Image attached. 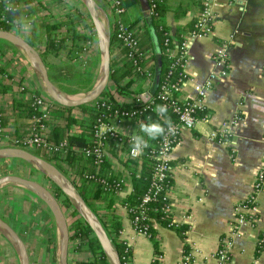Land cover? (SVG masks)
<instances>
[{
  "label": "crops",
  "instance_id": "1",
  "mask_svg": "<svg viewBox=\"0 0 264 264\" xmlns=\"http://www.w3.org/2000/svg\"><path fill=\"white\" fill-rule=\"evenodd\" d=\"M192 1L167 0L170 5L184 3L191 7L177 19L170 12L166 14L165 24L171 35L197 15L198 9ZM212 3L211 33L195 37L188 47L183 68L191 80L185 83L180 96L194 95L195 87L204 82L212 69L210 57L222 41L228 44V71L225 78L205 93L206 119L198 120L189 130H182L178 145L170 153L172 182L168 198L172 216L185 227V233L180 238L172 228L155 226L161 254L159 264H178L183 252L190 257L188 264H264V191L256 195L254 226L240 227V235L233 238L229 259L219 263L214 256L219 241L227 235L234 204L250 193L256 169L264 157V0H212ZM30 27L27 21L21 29ZM83 31L91 43L71 63L84 72L89 70L93 82L100 55L94 30ZM14 33L26 40L28 32ZM0 51L3 52L0 57H6L0 65L8 74L20 78V85L27 89L41 91L19 52L12 55L2 43ZM46 57L49 64L65 63V50L57 56L47 54ZM138 83H131V88ZM152 85L150 78L141 83L144 90ZM17 90L16 97L24 96ZM9 98L8 92H0L2 110ZM115 98L121 103L130 101L126 96L115 94ZM234 115L238 121L227 141L218 143L208 138L210 130ZM8 139L6 136L2 142L7 143ZM109 162L113 169L122 168L115 156L109 155ZM10 164L16 168V163ZM128 189L126 183L117 194L116 202ZM118 212L122 224L118 238L129 245L132 264H152L154 253L150 240L133 232L122 207H118ZM0 217L23 241L29 264H55L57 236L53 220L36 197L14 185L0 186ZM74 244V239L68 241V263L87 256L85 252L73 250ZM0 264H18L12 248L1 236Z\"/></svg>",
  "mask_w": 264,
  "mask_h": 264
},
{
  "label": "trees",
  "instance_id": "2",
  "mask_svg": "<svg viewBox=\"0 0 264 264\" xmlns=\"http://www.w3.org/2000/svg\"><path fill=\"white\" fill-rule=\"evenodd\" d=\"M119 3L123 11L117 14V20L126 27L137 26L134 32L136 47L140 52H148L149 56L141 58L133 54L128 58L124 55L117 62L110 61L107 86L92 102L71 108L55 104L56 107L51 112V131L46 138L50 143H57L65 139L66 145L61 152H44L34 148L29 151L52 163L68 177L80 197L97 216L107 237L116 249L118 257L121 258L127 246L118 238L122 227L118 207H122L125 210L129 221L134 215L143 211L144 219L140 218L135 225H137V228L146 225L147 238L152 244L154 254L159 253L156 225L172 228L180 238L183 237L185 231V227L182 224L168 226L169 219L165 215L164 210H162L163 205L169 201L168 191L172 182L170 173L162 181L161 191L153 199L141 204V197L151 181L152 159L147 155V152L150 148L155 147V142L158 138L150 140L149 147L144 149V153L137 159H127L116 153V146L113 140H106L104 147L108 156H115L118 164L131 176L129 189L119 202H116L117 195L115 192L117 189L119 191L123 190L126 186L124 182L117 184L121 177V170L111 168L108 157L104 158L98 165H94L92 157L83 156L81 150L92 145L93 126L101 114H110L113 109H125L129 105L128 102L117 103L115 94L117 96H126L132 101L137 94L144 90L141 83L145 78L144 69L146 68L150 73L149 78L153 81V85L148 89L154 100L153 109L156 105H162V101L157 100L155 96L159 92V86L164 80L169 63L164 51V40L168 32L165 16L170 12L175 19L180 18L191 7L184 3L170 5L167 0H119ZM192 3L197 7L198 14L202 9V0H194ZM145 9H149V14L143 17ZM27 21H29L31 27L26 35V41L38 51L46 67L48 78L65 93L75 94L87 91L92 84L89 70L85 71L84 74H63L57 72V67L49 64L46 60L47 54L57 56L61 50H65L64 61L69 64L82 51V43L89 39L83 29L87 28L93 31V27L81 3L78 0H0L1 30L18 32V28H21ZM138 22L141 23L138 24ZM195 23L196 20L193 18L182 28L176 29L173 32L174 36L178 37L182 32L195 30ZM114 40L112 27L110 28L109 45L113 44ZM0 43L12 55L18 52L15 47L7 42L0 40ZM40 45L41 47L39 48L38 46ZM166 46H169V43ZM127 52L128 49H122L120 53L125 54ZM0 54L3 55V52L0 51ZM5 58L0 57V61ZM0 73V92H8L10 96L4 102L2 110L0 137L18 138L26 133V125L37 115V110L31 105V102L33 96L41 94L42 91L27 89L20 85V78L8 74L2 65H0ZM168 77L169 81L173 80L172 76L169 75ZM4 81L5 83H3ZM134 81H139V83L131 88V83ZM20 86H22L20 92H23L24 96L16 97L15 93L18 92L17 88ZM176 97L179 103V98H182L180 92ZM106 105H109L108 109ZM166 107V116H158L152 109L147 113L140 114L139 122L147 123L149 122V117L153 121L158 120L162 124L166 118L170 122L174 121L175 114L171 112L169 106ZM73 110L77 111V114H74ZM3 145L13 146L14 144L10 141L0 143V146ZM19 147L23 148L24 146ZM6 161L11 163L22 162L14 159H2L0 160V165L4 164V162L6 163ZM27 166L30 172L38 174L32 167ZM66 167L72 170L75 178L67 174ZM89 174L93 175V177L86 178L85 176ZM49 184L62 210L64 209V211L68 212L66 220L68 240H75L72 249L87 254L85 259L75 260L71 263L67 262V264H107L88 226L70 207L69 202L62 196L61 192L51 183ZM152 264L158 263L152 261Z\"/></svg>",
  "mask_w": 264,
  "mask_h": 264
},
{
  "label": "built area",
  "instance_id": "3",
  "mask_svg": "<svg viewBox=\"0 0 264 264\" xmlns=\"http://www.w3.org/2000/svg\"><path fill=\"white\" fill-rule=\"evenodd\" d=\"M95 2L103 8L110 28L113 27L115 40L113 44L109 45V60L117 62L124 55L129 58L133 54L137 57L147 58L149 53L145 51L140 52L136 47L134 32L136 31L137 26L126 27L119 20H117V14L123 11L119 0H95ZM212 4V0H202V9L194 18L196 20L194 25L195 30L182 32L178 37L171 35L169 31L166 33L167 37L164 40V51L169 61L168 69L165 73L164 80L159 86V92L155 98L162 101V105L169 106L171 108V112L175 114V120L171 121V131L168 130V125H165V134L159 137L155 142V147L150 148L147 152V155L152 159L151 181L147 190L141 197V204L153 199L161 191L162 181L169 175L170 171V153L178 145L181 131L193 128L194 124L198 120L206 119L207 115L202 113L205 109V93L214 83L225 78L227 75L228 44L222 41L218 44L217 49L210 57L212 69L208 73L204 82L200 86L195 87L194 95L179 98L180 102H177V94L181 92L185 83L191 80L190 76L187 75L183 68L187 59L188 47L195 37L206 36L211 33L212 23L214 21V14L211 8ZM148 14L149 9H145L143 11V17ZM140 23L141 22H138V24ZM90 43V40H86L83 43L82 51H85ZM167 43H169V46H166ZM122 49H128V52L125 54L120 53ZM169 75L172 76V81L168 80ZM144 76V79L148 81L150 73L147 68L144 69ZM136 82L134 81L133 84ZM21 89L22 86L19 87V90ZM117 103L123 104L118 102V100ZM128 103L129 105L125 109H113L110 114H101L96 119L92 130V145L89 148H82L81 150L83 156L92 157L94 165H98L106 157L109 158L104 147L107 139L113 140L116 146L115 151L121 156L127 159H137L141 156L138 155L134 157L131 154V135L139 130V115L152 110L154 100L149 94L148 89H145L141 93L137 94L135 98ZM55 104L56 103L43 92L33 96L31 105L37 110V115L34 116L26 125L25 134L19 136L18 138L9 137L8 140L14 144L13 146L31 147L51 153L61 152L62 148L66 145L65 139H62L57 143H50L46 138L51 131V112L55 109ZM106 108L108 109L109 105H106ZM2 116L3 113L0 104V125L2 122ZM237 121V115L222 121L215 129L208 132V138L213 139L218 143L227 141L231 135L232 129L236 126ZM1 130L2 127L0 126V131ZM3 138L6 137H0L1 144L3 143ZM120 170L121 177L119 178V182H117V184L124 182L129 185L131 176L125 169L120 168ZM66 172L69 176L75 178L72 170L68 167H66ZM85 177L92 178L93 175L89 174ZM100 182L102 181L100 180ZM120 191L117 189L115 194L117 195ZM262 191H264V157L256 169L250 193L242 200L236 202L233 206V219L229 223L227 235L219 241L218 247L214 252V256L219 263L225 262L229 259V250L232 245L233 238L240 235V227L242 225H249L250 227L254 226L257 207L256 195ZM162 210H164L165 215L169 219L168 226L179 225L176 219L172 216V203L170 200L163 205ZM140 218L144 219L143 211H140L139 214L134 215L130 219L131 228L135 234L147 237L148 233L146 231V225H143L141 228H137V225H135ZM123 242L127 248L121 258H119L120 263L132 264L130 247L125 241ZM189 259L190 257L188 253L183 252L178 264H188ZM160 260L161 254L157 253L152 256V261H156L159 264Z\"/></svg>",
  "mask_w": 264,
  "mask_h": 264
},
{
  "label": "water",
  "instance_id": "4",
  "mask_svg": "<svg viewBox=\"0 0 264 264\" xmlns=\"http://www.w3.org/2000/svg\"><path fill=\"white\" fill-rule=\"evenodd\" d=\"M85 9L92 24L100 64L90 88L83 94H68L60 90L49 78L46 67L38 53L28 42L12 31L0 29V40L11 44L29 64L40 90L56 104L71 108L87 104L95 100L106 88L109 79V44L110 28L104 10L95 0H78ZM20 160L32 167L39 175L55 186L69 202L70 207L88 226L102 251L107 264H121L117 251L107 237L97 216L86 205L74 185L66 175L60 172L52 163L42 157L17 146H0V160ZM14 185L36 197L50 213L57 236L55 264H67L68 227L63 210L49 190L38 180L13 173L0 175V186ZM0 236L12 248L18 264H29L28 255L23 241L18 234L0 217Z\"/></svg>",
  "mask_w": 264,
  "mask_h": 264
},
{
  "label": "clouds",
  "instance_id": "5",
  "mask_svg": "<svg viewBox=\"0 0 264 264\" xmlns=\"http://www.w3.org/2000/svg\"><path fill=\"white\" fill-rule=\"evenodd\" d=\"M18 30L28 32V28H18ZM158 116H166L167 107L165 105H156L153 109ZM165 125H168V130L171 131V122L169 119H165L164 123H160L158 120L153 121L149 117V122H139V131L134 132L131 135V154L132 156L141 155L144 149L149 147V141L155 140L165 134Z\"/></svg>",
  "mask_w": 264,
  "mask_h": 264
},
{
  "label": "rangeland",
  "instance_id": "6",
  "mask_svg": "<svg viewBox=\"0 0 264 264\" xmlns=\"http://www.w3.org/2000/svg\"><path fill=\"white\" fill-rule=\"evenodd\" d=\"M53 66L57 67L58 70H56V71L59 73H63V74L64 73H68V74H71V73L79 74L80 73V74H84V69L79 68L76 64L74 65L72 63L68 64L67 62H65V63L62 62V63H56ZM83 93H85V92H81L79 94H83ZM3 146H12V145H3ZM23 148L28 150V151L33 150V148H31V147H23ZM16 164H17L16 168L15 167L13 168L9 161L8 162L6 161V163L4 162V164H1L0 165V175L7 174V173H13V174H17L20 176L32 178V179L38 180L39 182L43 183L49 190L52 189L51 185L49 184V182L46 179L42 178L38 174L30 172L28 166L25 163L18 162ZM63 213H64V216L67 220V213L68 212L64 211V209H63ZM32 263H34V262H32Z\"/></svg>",
  "mask_w": 264,
  "mask_h": 264
}]
</instances>
